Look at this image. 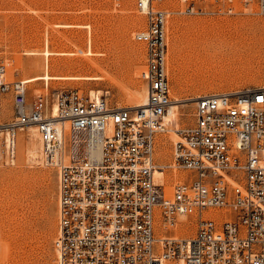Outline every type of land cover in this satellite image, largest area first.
Instances as JSON below:
<instances>
[{
  "label": "built area",
  "instance_id": "2783aa9c",
  "mask_svg": "<svg viewBox=\"0 0 264 264\" xmlns=\"http://www.w3.org/2000/svg\"><path fill=\"white\" fill-rule=\"evenodd\" d=\"M164 1L135 2L145 16L134 34L144 45L143 106L111 107L105 94L76 88L29 99L28 83L7 80L0 52V166L16 164L18 136L33 130L40 159L58 171L55 264H264V85L177 101L168 76L173 15H264V0L157 6ZM187 101L192 123L173 126V105ZM169 133L171 160L158 164L157 138ZM168 171L181 172L170 194ZM192 224L191 235H175Z\"/></svg>",
  "mask_w": 264,
  "mask_h": 264
},
{
  "label": "rangeland",
  "instance_id": "374dc122",
  "mask_svg": "<svg viewBox=\"0 0 264 264\" xmlns=\"http://www.w3.org/2000/svg\"><path fill=\"white\" fill-rule=\"evenodd\" d=\"M135 2L0 0V52L7 63V80L22 81L47 70L55 76L80 74L76 79H52L48 85L44 81L27 84L28 98L34 93L76 88L85 94H105L111 107L140 104L146 97L139 78L144 45L134 34L144 27L145 16L137 11ZM157 6L175 9L178 0H165ZM256 12L252 8L214 18L173 15L168 23L172 99L184 101L264 85V15ZM90 47L96 54H87ZM45 50L52 52L48 60ZM2 105L1 119L8 121L10 95L3 98ZM192 112L188 101L178 105L176 117L170 119L172 125H190ZM33 132L18 136L16 164L0 166V264H55L58 171L40 159ZM27 134L31 136L29 146ZM174 141L172 133L158 136V164L171 160ZM27 147H34V156L27 153ZM180 173L165 174L167 194ZM194 229V224L187 231L178 227L175 235H191Z\"/></svg>",
  "mask_w": 264,
  "mask_h": 264
},
{
  "label": "bare ground",
  "instance_id": "6f19581e",
  "mask_svg": "<svg viewBox=\"0 0 264 264\" xmlns=\"http://www.w3.org/2000/svg\"><path fill=\"white\" fill-rule=\"evenodd\" d=\"M218 36V35H217ZM216 43V42H215ZM221 43H223V42H221ZM214 44V43H213ZM216 44H218V43H216ZM215 44V45H216ZM219 45V44H218ZM213 47V46H212ZM215 47V46H214ZM208 49H209V47H208ZM210 49H211V47H210ZM206 49H204V51H205ZM210 51V50H209ZM88 53L87 54H92L93 55V53H94V50L90 47L89 48V50L87 51ZM206 52V51H205ZM42 53V52H41ZM50 53H52V52H49L48 50H45L44 52H43V55H44V57L48 60V56L50 55ZM207 53V52H206ZM94 54H96V53H94ZM82 75H80V74H75V75H67V76H65V75H61V76H55V75H51V74H49L48 73V70L46 71V72H44L42 75H35V76H32V77H30V78H27V79H25L24 81L26 82V83H28V84H30V83H33V82H37V81H44L47 85H48V82L50 81V80H52V79H63V78H65V79H76V78H79V77H81ZM83 78H85V79H91V80H99V79H101V77H99V76H96V75H93V76H91V75H83ZM83 78H81V79H83ZM197 96H199V95H197ZM196 96V97H197ZM177 101H179V100H177ZM145 103H146V97H144V99H142V100H140V104H137V105H134V106H143V105H145ZM175 103H177V102H175ZM133 106V107H134ZM177 108H178V105L177 104H174L173 105V107H172V112H171V114H170V116H169V118L168 119H172V118H175L176 117V110H177ZM31 143V142H30ZM28 146H29V143L27 144ZM32 146H34L33 144H32ZM34 148V147H33ZM33 148H28L27 147V153L30 155V156H34L35 155V149H33ZM37 152V151H36ZM37 155V154H36ZM32 158L30 157V160H31Z\"/></svg>",
  "mask_w": 264,
  "mask_h": 264
}]
</instances>
